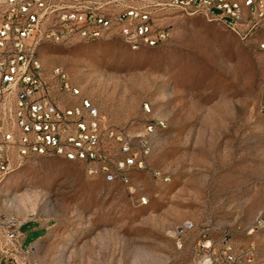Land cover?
Masks as SVG:
<instances>
[{"label":"rangeland","instance_id":"rangeland-1","mask_svg":"<svg viewBox=\"0 0 264 264\" xmlns=\"http://www.w3.org/2000/svg\"><path fill=\"white\" fill-rule=\"evenodd\" d=\"M171 21L156 46L105 34L40 50L81 89L71 101L89 99L137 156L122 167L128 182L58 156L28 158L6 178L0 212L23 223L35 264H189L194 233L179 249L175 226L264 219V33L242 37L205 13Z\"/></svg>","mask_w":264,"mask_h":264},{"label":"built area","instance_id":"built-area-1","mask_svg":"<svg viewBox=\"0 0 264 264\" xmlns=\"http://www.w3.org/2000/svg\"><path fill=\"white\" fill-rule=\"evenodd\" d=\"M176 12L205 13L242 37L264 33V0H0V185L36 156L82 162L108 181L128 182L122 167L137 152L126 133L107 125L89 99L71 101L81 89L64 67L46 69L40 50L48 41L105 34L120 35L132 49L156 46L172 36ZM258 45L264 50V40ZM110 140L123 153L116 164ZM22 225L0 212V264H35ZM193 233L189 264H264L261 216L225 227L185 220L170 230L179 249Z\"/></svg>","mask_w":264,"mask_h":264},{"label":"bare ground","instance_id":"bare-ground-1","mask_svg":"<svg viewBox=\"0 0 264 264\" xmlns=\"http://www.w3.org/2000/svg\"><path fill=\"white\" fill-rule=\"evenodd\" d=\"M25 200V199H24Z\"/></svg>","mask_w":264,"mask_h":264}]
</instances>
